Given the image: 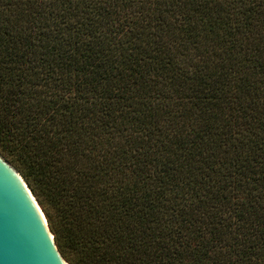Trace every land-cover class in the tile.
<instances>
[{
  "label": "trees",
  "instance_id": "obj_1",
  "mask_svg": "<svg viewBox=\"0 0 264 264\" xmlns=\"http://www.w3.org/2000/svg\"><path fill=\"white\" fill-rule=\"evenodd\" d=\"M0 156L67 264H264V0H0Z\"/></svg>",
  "mask_w": 264,
  "mask_h": 264
},
{
  "label": "water",
  "instance_id": "obj_2",
  "mask_svg": "<svg viewBox=\"0 0 264 264\" xmlns=\"http://www.w3.org/2000/svg\"><path fill=\"white\" fill-rule=\"evenodd\" d=\"M0 264H67L38 204L0 156Z\"/></svg>",
  "mask_w": 264,
  "mask_h": 264
}]
</instances>
